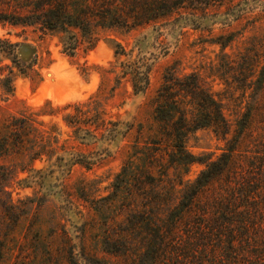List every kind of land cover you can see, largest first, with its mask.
<instances>
[{"label": "rangeland", "instance_id": "rangeland-1", "mask_svg": "<svg viewBox=\"0 0 264 264\" xmlns=\"http://www.w3.org/2000/svg\"><path fill=\"white\" fill-rule=\"evenodd\" d=\"M263 37L264 0L182 10L134 29L97 28L89 38L0 22V134L12 118L30 117L25 138L54 150L25 166L0 160V264H128L104 253L99 236L111 215L97 217L92 207L150 128L165 72L198 73L230 111L243 109L248 100L237 88L224 92L218 67L223 54L235 59ZM119 46L127 57H116ZM126 65L149 71L146 91H134ZM187 146L206 161L225 142L205 129ZM204 168L194 164L185 179Z\"/></svg>", "mask_w": 264, "mask_h": 264}, {"label": "trees", "instance_id": "trees-1", "mask_svg": "<svg viewBox=\"0 0 264 264\" xmlns=\"http://www.w3.org/2000/svg\"><path fill=\"white\" fill-rule=\"evenodd\" d=\"M226 1L0 0V22L89 38L97 28L134 29ZM119 47L116 57H127ZM221 59L224 92L239 89L245 108L230 111L224 93H215L198 73L165 72L150 128L140 130L111 193L92 207L97 217L111 215L99 236L104 253L128 264H264V37L235 59ZM126 66L134 91H146L149 71ZM32 124L26 116L8 122L0 160L17 158L25 166L53 153L25 138ZM205 129L225 142L215 160L188 150L189 137ZM196 163L205 168L186 180Z\"/></svg>", "mask_w": 264, "mask_h": 264}]
</instances>
